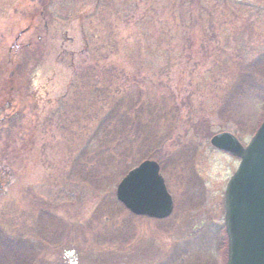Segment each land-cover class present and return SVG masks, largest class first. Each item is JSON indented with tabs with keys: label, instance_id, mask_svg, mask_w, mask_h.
I'll return each instance as SVG.
<instances>
[{
	"label": "rangeland",
	"instance_id": "374dc122",
	"mask_svg": "<svg viewBox=\"0 0 264 264\" xmlns=\"http://www.w3.org/2000/svg\"><path fill=\"white\" fill-rule=\"evenodd\" d=\"M263 120L264 0H0V264H226L211 138ZM145 159L162 220L116 196Z\"/></svg>",
	"mask_w": 264,
	"mask_h": 264
},
{
	"label": "water",
	"instance_id": "95a60500",
	"mask_svg": "<svg viewBox=\"0 0 264 264\" xmlns=\"http://www.w3.org/2000/svg\"><path fill=\"white\" fill-rule=\"evenodd\" d=\"M211 144L240 158L225 189L227 264H264V121L247 146L231 133L214 135ZM117 199L131 213L168 217L173 198L155 160H144L119 182Z\"/></svg>",
	"mask_w": 264,
	"mask_h": 264
},
{
	"label": "trees",
	"instance_id": "16d2710c",
	"mask_svg": "<svg viewBox=\"0 0 264 264\" xmlns=\"http://www.w3.org/2000/svg\"><path fill=\"white\" fill-rule=\"evenodd\" d=\"M118 128V127H117ZM115 129V131H114V133H112L111 135H112V137H114V138H119L120 139V137H121V135L124 133V132H122V131H120L121 129ZM134 136V135H133ZM80 154H78V155H76V161H78V164L80 163V162H83V161H85V157H86V155H87V153H88V149H82L81 148V150H80ZM79 166V165H78ZM81 166H83V165H81L80 164V168H79V171H78V174L80 175V174H85V172H84V170H82L83 168H84V166L83 167H81ZM89 173V172H88ZM88 177V176H87ZM88 181H92V177H88Z\"/></svg>",
	"mask_w": 264,
	"mask_h": 264
}]
</instances>
